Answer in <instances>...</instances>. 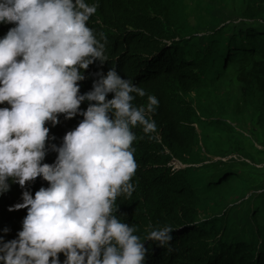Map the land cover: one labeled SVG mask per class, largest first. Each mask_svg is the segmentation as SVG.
Here are the masks:
<instances>
[{"label": "trees", "instance_id": "1", "mask_svg": "<svg viewBox=\"0 0 264 264\" xmlns=\"http://www.w3.org/2000/svg\"><path fill=\"white\" fill-rule=\"evenodd\" d=\"M87 2L98 5L88 26L107 37L103 72L115 67L159 101L148 114L156 124L154 138L140 126L133 129L135 191L130 199L121 196L116 201L117 217L134 226L142 240L155 228L174 229L171 250L145 241L146 264H264V172L257 176L250 171L257 158L248 152L246 158H207L203 153L208 148L201 149L199 139V126L237 132L228 119L206 116L212 113L250 115L264 129V0H206L197 7L195 26L185 22V0ZM202 11L216 22L203 27ZM14 26L0 23V38ZM100 70L96 62L85 71V80L78 82L81 94L92 89ZM232 75L241 84V94L230 100L231 110L224 104H206L202 94L208 98L212 88L229 84ZM133 103L146 105L147 95ZM87 106V101L80 105L82 110ZM82 119L79 114L70 119L60 114L58 124L48 123L43 163L55 162L58 153L51 145L60 146ZM9 184L10 190L0 195V236L5 241L18 238L27 215V209H9L23 203L25 190L35 196L49 186L42 177L24 188L11 180ZM239 222L248 224L249 239L234 232ZM64 259L61 253V264Z\"/></svg>", "mask_w": 264, "mask_h": 264}, {"label": "clouds", "instance_id": "2", "mask_svg": "<svg viewBox=\"0 0 264 264\" xmlns=\"http://www.w3.org/2000/svg\"><path fill=\"white\" fill-rule=\"evenodd\" d=\"M97 7L87 0H0V23L15 25L0 38V104L8 105L0 107V195L9 180L24 188L42 177L49 185L35 196L25 190L23 203L9 209L27 215L18 238L0 236V264H61V253L63 264H146L145 241L171 250L172 226L142 240L116 215L117 198L135 191L133 129L154 138L148 114L159 101L115 67L103 72L107 37L88 26ZM96 62L98 78L81 94L78 82ZM146 95V105L133 103ZM60 114L83 119L60 146L51 145L55 162L43 163L47 125L58 124Z\"/></svg>", "mask_w": 264, "mask_h": 264}, {"label": "rangeland", "instance_id": "3", "mask_svg": "<svg viewBox=\"0 0 264 264\" xmlns=\"http://www.w3.org/2000/svg\"><path fill=\"white\" fill-rule=\"evenodd\" d=\"M185 3L186 12L189 14V19H185V22L195 26L199 22L196 12L198 11L197 7L201 6L200 4L204 5L206 0H185ZM201 15L203 18V27H207L209 24L216 22L206 11H202ZM240 94L241 84L237 81L236 76L232 75L229 84L225 85L224 83L218 90L212 88L208 98L206 93H203L201 98L205 100L206 104H209L210 102L213 103L214 106L215 104H224L228 110H231L229 107L230 100ZM206 116L228 119L229 122L236 127L237 132L229 134L227 131L221 129H213V126L206 129L202 126L203 130H201V126H199V131L202 132V135L199 136L200 148H208V152L203 153V155L207 158L218 159L221 158L220 156H225V154H231L227 158L229 159L231 157H236L237 155L246 158L247 152L251 153V155L256 157L257 160H252L250 171L257 176H262L264 172V129L257 124L256 117L253 118L250 115L243 117L233 115L232 117H229L228 115H217L214 113ZM202 117H205L204 114ZM217 130L222 131L223 135L217 134V132H219ZM208 133L212 136L211 139L205 137H208ZM167 160L169 162L171 157ZM247 197L248 195L245 196V198ZM229 206H231V204ZM203 217L204 216L201 215L199 219L201 220ZM234 232H236L243 240L249 239L248 224L243 222L237 223L234 226Z\"/></svg>", "mask_w": 264, "mask_h": 264}]
</instances>
